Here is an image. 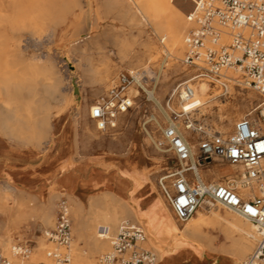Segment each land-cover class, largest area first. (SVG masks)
Here are the masks:
<instances>
[{"label": "bare ground", "instance_id": "bare-ground-1", "mask_svg": "<svg viewBox=\"0 0 264 264\" xmlns=\"http://www.w3.org/2000/svg\"><path fill=\"white\" fill-rule=\"evenodd\" d=\"M104 1L109 6L114 2ZM122 1L123 7L118 15L127 25L128 33L132 36L131 40L126 37L110 39L111 36L103 32L97 37L90 38L85 35L84 39L73 41L77 46L75 51L78 55L75 68L81 71L83 84L93 91L92 95H96L100 87L108 88L114 82L117 68L112 64L111 57H115L129 73L139 74L138 78L141 79L143 76L139 72L141 69L145 77L153 79L160 85L168 83L171 76H179L183 73L177 63L181 61L182 64L181 56L185 50L187 51L185 32L193 27L187 18L194 11V3L197 0ZM66 4L64 0H0V129L10 136L28 134L32 137H41L49 133L53 151L52 167L62 163L66 154L65 148L60 144L61 127L54 119V116L60 115V109L54 115L50 113L49 107L51 101H58L59 105L66 106L71 100L66 98L67 94L62 89L63 74L61 76L57 66L52 64L53 60L49 54L30 56L32 57L30 62L22 64L25 61L22 53L31 43L40 44L44 36L48 38L56 36L57 27L64 21L63 10ZM54 11L59 16L53 20L50 16ZM229 34V29L223 30L220 40L222 44L230 43ZM155 38L162 45L163 52ZM108 39L112 40L110 49L106 47ZM80 44L82 45L79 46ZM62 61L66 62L67 59L64 58ZM154 65L158 67L156 72ZM193 71L191 69L185 75ZM241 77L242 73L239 69L228 68L222 70L219 79H197L193 85L194 96L191 101L180 103L179 100L174 99L173 107L169 106V109L175 112L197 110V118L204 117L202 121L205 122L207 117H210L211 122L216 125L214 131L208 127L201 129L205 133L222 136L240 120L250 119L247 116H251L255 112V107L261 102L260 99L259 103L253 104L258 94L246 86ZM224 83L226 93L221 89ZM235 87L241 89L235 90ZM246 89H251L253 92L246 93L244 91ZM70 91L76 93V90ZM129 94L135 98L133 105H136L140 92L132 86ZM146 94L149 100L156 103L152 92L146 91ZM76 101L75 122L79 131L88 142H94L96 146L107 148L110 152L123 157L121 160L115 159L110 165L116 169H123L124 173L131 176L134 187L130 196L133 203L136 205L140 203L139 200H143L148 204L150 212L148 215L143 214L140 209L131 206L126 197L115 196L111 192L99 198L87 197L86 194L73 195L75 207L73 210V205L71 206L73 210L71 213L75 219V238L72 241L70 239L67 248L58 249L61 255L67 256L66 264H98L96 258L111 251V238L117 233L119 225L124 220L142 225L143 221L147 222L145 227L147 238L140 245L143 248L145 245L154 252V264H243L245 262L259 237L257 228L252 223L231 211L229 212L232 214L222 216L218 207L208 208L205 212L200 207L186 221L187 224L179 226L155 188L156 175L162 170L165 159L159 157L151 160L143 153H139L135 142L128 138V122L123 121L124 114L117 116L114 121V129L124 128L123 134L119 137L112 133L97 135L89 124L90 110L97 100L89 103L85 93ZM250 105H252L250 112L243 115L241 109H247ZM152 127L159 128L164 134L165 130L162 129V123L156 115L152 116ZM177 128L195 152L192 141L196 142V136L200 134L196 131L192 133L184 127L181 129L177 126ZM150 138L156 149L163 152L162 148L165 147L166 140L161 139L157 134ZM164 152L168 153L170 150ZM87 157L88 154L85 153L79 159L86 161ZM31 164L30 162L28 166ZM261 165L264 166V160L261 161ZM242 171L243 168L240 166H230V168L215 166L207 170L201 169L199 175L206 180L211 174V182H222L234 180V177ZM2 191L4 194L0 196V200L4 201H8L9 196L19 192L9 183L3 185ZM240 193L246 196L261 194L256 185L241 188ZM12 203H15L13 199ZM157 210L166 216V222L159 217ZM9 211L5 206L0 207V214L5 218L0 225V254L7 257L11 264H26L24 261L27 259L32 264L50 262L48 254L56 251L57 248L53 249L54 243L48 238H38L33 250L29 249L27 259L19 258L11 252L14 246L10 245L12 236L18 230L21 215ZM40 212L39 229L48 236L44 230L53 225L52 208L50 205L43 206ZM214 229L221 230L229 244L217 247L215 238L207 233ZM163 236L172 240L171 248L168 250L162 249ZM79 241L83 242L85 249L80 248Z\"/></svg>", "mask_w": 264, "mask_h": 264}, {"label": "built area", "instance_id": "built-area-1", "mask_svg": "<svg viewBox=\"0 0 264 264\" xmlns=\"http://www.w3.org/2000/svg\"><path fill=\"white\" fill-rule=\"evenodd\" d=\"M188 21L193 28L185 38L187 51L182 64L194 70L186 80L177 84L168 97L166 107L170 124L164 139L173 158V167L159 178V189L173 215L186 222L200 207H219L233 212L252 223L259 239L243 264H264V0H197ZM224 29H229V44L220 42ZM208 43L210 46H208ZM239 69L244 84L258 94L261 102L255 107L257 118L242 119L233 132L224 137L205 133L202 123L194 119L197 110L175 112L169 109L172 100L191 101L197 79H219L224 69ZM121 73L116 82L99 96L90 110V119L99 132L114 129V121L126 114L134 104L129 94L132 86L143 90L144 72ZM140 83V85L138 84ZM221 89L226 93L225 83ZM201 136L195 152L182 137L178 125ZM229 165L243 168L238 181L211 182L199 175L208 165ZM258 186L259 196H246L241 188ZM223 193V195H221ZM57 247L69 245L70 216L63 202L58 207L54 229L48 234ZM146 239L141 226L122 222L111 238V251L102 255L98 264H154L151 250L141 247ZM11 252L27 259L29 247L17 244ZM52 263L68 262L59 250L48 254ZM0 264H11L0 254Z\"/></svg>", "mask_w": 264, "mask_h": 264}, {"label": "rangeland", "instance_id": "rangeland-1", "mask_svg": "<svg viewBox=\"0 0 264 264\" xmlns=\"http://www.w3.org/2000/svg\"><path fill=\"white\" fill-rule=\"evenodd\" d=\"M112 1H114L113 4L109 6L104 0H64V3H67V7L65 6L63 10L64 21L57 27L58 31L56 36L53 38L44 36L43 38H41L40 44L35 45L33 42L30 45H27V48L24 49V52L22 53L24 58L23 60H25L24 62H22V64L30 62L32 57L49 54V56H51L53 60L51 61L52 64L57 66L56 68H58L61 76L63 74L62 89H64V93L67 94L66 98L70 99L71 102H69L66 106H62L59 105L58 101H51L49 107L50 113L53 114L60 109V115L54 116V119L61 127V131L59 134L61 138L60 144L65 148L66 154L65 160L53 167L51 166V158L53 155V151L51 150L52 141L50 139L49 133L44 134L41 137H32L28 134H24L22 136H10L8 134H5V132L0 129V196H3L4 193L2 191V188L3 185L7 183L16 187L19 191L18 193L9 196L8 201L0 200V207L5 206L8 210H10L9 212L18 213L21 215V221L18 225V230L13 234L10 245H27L29 249L33 250L35 242L38 238L43 237L50 240L49 237L45 236L43 234V231L39 229V218L41 216L40 211L42 210L43 206L48 207L50 205V207L52 208L53 225L51 227H47L44 230L49 234L54 229L58 207L61 202H63L67 207V212L70 216V231L72 241V239L75 238L74 229L76 228L74 223L75 219L73 217V213H71L75 207V202L72 199L73 195L79 196L80 194L82 196H85L86 194L87 197L91 196L94 198H99L111 192L115 196L126 197L128 203L131 206H134L136 209H140L143 214L148 215L150 212L148 204L143 200H139L140 203H137L136 205L135 203H133L132 196H130L131 191L134 187L131 176L128 173H124L123 169H116V167L113 168L110 165L111 162L115 159L121 160L123 157H119L115 153L110 152L107 148H100L96 146L94 142H88L85 139L84 135L79 131L78 125L75 122L77 108L76 99L80 95L86 93L88 96V102H95L100 95H102L110 86H112L116 82L119 74L129 73L123 66L119 64L118 60L115 57H111L112 64L117 68L116 76L113 80L114 82L110 86H108V88L104 86L100 87L96 95H92L93 91H91L88 86H85L83 84L81 71L75 68V60L78 55L75 51L77 46L74 44V40L80 38L82 40L84 39L85 35H88V37L90 38H93L95 36L97 37L100 36L103 32H107L109 34V37L111 36L110 39H123L124 37H126L128 38V40H131L132 36L128 33L127 25L123 20H121L118 15L123 7V1ZM66 12L68 14H66ZM57 16L59 15L56 14V11H54V13L50 17L54 20ZM192 28L193 27L188 28L185 32V35H188L189 31ZM110 39H108L109 41L106 42V47L108 49L112 48V40ZM83 42L85 43V41ZM156 42L163 52L164 49L162 48V45L159 44V41L157 39ZM81 45L82 44H80L79 46ZM185 52L186 50L183 52L181 60L184 59ZM161 55H163V53H161ZM64 58L67 59L66 62L62 61ZM177 64L179 68L182 69L183 73L179 76H171V79L168 83L160 85L159 83H155L153 79L146 77L145 83H141L143 90L138 86H134L140 92V95L137 99V104L133 105V107L122 116L123 121L128 122V138L130 141L135 142L139 153H143L146 158H149L151 160H156L159 157L160 159H165V164L163 165L162 170L156 175L155 188L161 200L164 201L167 207L168 205L159 189L158 180L165 174L167 170L171 169L174 166L173 158L171 152H164L168 149L167 142L164 143L165 147L162 148L163 152L158 151L150 137H153L154 134H157L161 139H164V134L162 133V131L159 128L155 129L154 127H152V116L156 115L158 117V119L162 123V129L165 130L169 126L170 112L167 110L166 101L168 100V97L174 87L180 82L186 80L187 77L191 74L190 73L189 75H185L191 69H188L185 66L183 67L181 61H178ZM157 68L158 67L154 65V72L157 71ZM186 69L187 71L185 72ZM139 72H142V70L140 69ZM85 89L86 92H84ZM239 89H241V87H235V90ZM70 90H76V93H73ZM146 91H150L153 93L157 104L147 98ZM244 91L246 93L253 92L251 89H246ZM256 97L257 99L256 101H254V105L256 103H259L260 100L258 96ZM170 106L173 107L172 102L170 103ZM251 108L252 105H250L247 109H241L242 114L246 115L248 112H250ZM213 112H215V109H213ZM197 117L198 116L195 115L194 119L202 123L204 128L208 127L209 129H211V131L215 130L216 125L215 123L211 122L210 117H207V121L205 122L202 121L204 117H201V120ZM247 117H250V119H256V111L251 116L248 115ZM89 124L99 136L112 133L116 137H119L124 133V128L111 129L106 133L98 132L96 131L97 129H95L96 127L91 119L89 120ZM52 125L53 122L51 123V126ZM178 127L182 129L183 125L180 124L178 125ZM233 129L234 126H231L222 136L226 137L230 135L233 132ZM201 136L202 135L196 136V142L192 141V144L195 145V151L197 149L198 142ZM85 153L88 154L87 160L85 161L79 159L80 156ZM30 162L32 164L28 166ZM215 166L230 168L229 165L218 166V164H211L208 165L206 169L202 170H207ZM210 177L211 174L208 175L206 180L210 181ZM234 180L238 181V175L234 177ZM122 184H124V186ZM12 199L13 201H15L14 204L12 203ZM71 206L73 207V210ZM201 210L205 212L208 210V208L202 206ZM218 210L222 216L232 214L231 212L219 207ZM170 212L179 226L187 224V222H179L173 215L171 209ZM157 214H159V217L164 222L167 221L166 216L160 213L159 210H157ZM3 220H5V218L0 214V225L3 223ZM146 224V221H143V225L140 224L144 229L145 235ZM207 233L210 237L215 238L213 239L217 247L229 244V241L224 238L221 230H209ZM163 238L164 239L161 241L162 249H170L172 244L171 238L168 239L167 236H163ZM78 244L80 248L84 247L82 241H79ZM54 247L57 249L62 248L55 246V243L53 245V249ZM144 247L148 250H151L145 245ZM99 258V256L96 258L97 261L99 260ZM28 260L29 259L24 262H26V264H32L29 263L30 260L29 262ZM42 264L53 263L52 261H48L47 263Z\"/></svg>", "mask_w": 264, "mask_h": 264}, {"label": "crops", "instance_id": "crops-1", "mask_svg": "<svg viewBox=\"0 0 264 264\" xmlns=\"http://www.w3.org/2000/svg\"><path fill=\"white\" fill-rule=\"evenodd\" d=\"M92 121V120H91ZM93 122V121H92ZM94 123V122H93ZM95 125V124H94ZM98 131V130H97ZM99 132V131H98ZM129 221V220H128ZM130 222H133V221H130ZM133 223H136V224H138L139 226H141L139 223H137V222H133ZM142 227V226H141ZM143 229V228H142ZM144 230V229H143ZM25 246H27V245H25Z\"/></svg>", "mask_w": 264, "mask_h": 264}, {"label": "snow or ice", "instance_id": "snow-or-ice-1", "mask_svg": "<svg viewBox=\"0 0 264 264\" xmlns=\"http://www.w3.org/2000/svg\"><path fill=\"white\" fill-rule=\"evenodd\" d=\"M221 195H223V193H221Z\"/></svg>", "mask_w": 264, "mask_h": 264}]
</instances>
